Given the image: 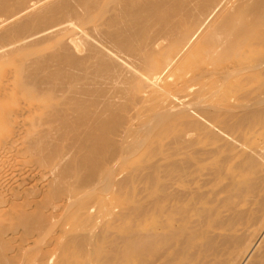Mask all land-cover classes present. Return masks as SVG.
Segmentation results:
<instances>
[{"label":"bare ground","instance_id":"bare-ground-1","mask_svg":"<svg viewBox=\"0 0 264 264\" xmlns=\"http://www.w3.org/2000/svg\"><path fill=\"white\" fill-rule=\"evenodd\" d=\"M0 264H264V0H0Z\"/></svg>","mask_w":264,"mask_h":264},{"label":"rangeland","instance_id":"rangeland-1","mask_svg":"<svg viewBox=\"0 0 264 264\" xmlns=\"http://www.w3.org/2000/svg\"><path fill=\"white\" fill-rule=\"evenodd\" d=\"M19 157H21V159L18 157V159L20 160H18V159H15V161H14V163H16V164H20L21 165V163H23L21 166L23 167V166H25V165H29V164H33L34 162V158L33 157H30L29 155H23L22 153H20V154H17ZM22 157H26V158H22ZM28 157V158H27ZM27 159V160H26ZM31 160V161H30ZM17 161V162H16ZM21 162V163H20ZM30 162V163H29Z\"/></svg>","mask_w":264,"mask_h":264}]
</instances>
